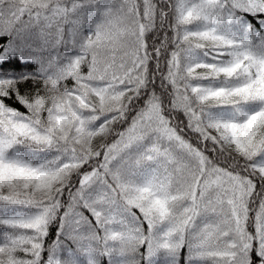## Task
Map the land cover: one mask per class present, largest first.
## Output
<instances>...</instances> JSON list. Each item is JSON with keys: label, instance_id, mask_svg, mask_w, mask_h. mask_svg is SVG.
<instances>
[{"label": "snow or ice", "instance_id": "1", "mask_svg": "<svg viewBox=\"0 0 264 264\" xmlns=\"http://www.w3.org/2000/svg\"><path fill=\"white\" fill-rule=\"evenodd\" d=\"M0 264H264V0H0Z\"/></svg>", "mask_w": 264, "mask_h": 264}]
</instances>
